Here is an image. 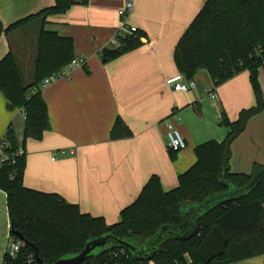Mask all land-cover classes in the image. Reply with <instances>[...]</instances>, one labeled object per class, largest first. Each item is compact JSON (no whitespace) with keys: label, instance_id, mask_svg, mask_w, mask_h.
<instances>
[{"label":"crops","instance_id":"obj_1","mask_svg":"<svg viewBox=\"0 0 264 264\" xmlns=\"http://www.w3.org/2000/svg\"><path fill=\"white\" fill-rule=\"evenodd\" d=\"M73 1L65 13L48 17L44 29L70 38L74 59H84L85 65L42 88L50 127L40 139H27L23 145L22 184L57 194L80 212L112 225L151 176L159 178L164 191L176 188L177 177L196 160L194 148L225 139L229 129L219 124L221 112L234 121L241 110L255 105V99L246 71L219 85L213 102L207 95L213 82L205 70L198 71L195 87L186 92L172 91L166 84L178 75L175 45L206 0H134L127 21L142 34L141 45L106 63L100 52L115 36L118 11L126 0ZM53 4L0 0V22L7 28ZM40 27L41 20L34 19L0 36V60L11 52L26 82ZM257 78L264 99V67ZM6 104L0 92V142L11 129L21 145L24 114L20 109L8 111ZM117 118L132 135L111 141ZM166 121L186 143L173 160L166 148ZM254 165H264V108L230 146L231 173L249 174ZM9 237L6 194L0 190V264ZM237 264H264V255Z\"/></svg>","mask_w":264,"mask_h":264},{"label":"trees","instance_id":"obj_2","mask_svg":"<svg viewBox=\"0 0 264 264\" xmlns=\"http://www.w3.org/2000/svg\"><path fill=\"white\" fill-rule=\"evenodd\" d=\"M72 5L73 0H54L53 6L7 28L0 22L1 36L34 19L41 20L33 71L27 82L11 52L0 60V92L6 99L7 110L20 109L25 117L22 146L14 132L7 130L3 153L13 159L0 165V190L6 194L10 232L20 233L25 244L14 258L5 253L1 264H35L32 246L42 264H53L78 254L88 241L104 235L145 242L161 230L178 228L176 237L158 244L157 252L149 260L132 258L126 249L112 246L87 256L79 264H237L264 255V165H254L249 174L231 173L229 168L232 142L244 131L247 121L264 108L257 78L258 69L264 67V0H206L173 52L178 75L191 80L198 71L205 70L214 88L243 71L248 72L255 105L241 110L234 121L221 112L219 124L229 129L225 139L196 146V160L177 177L176 188L164 191L159 178L151 176L112 225H107L103 218L80 212L77 205L67 203L57 194L25 188V153L15 156L27 139L38 140L49 130L41 84L61 72L74 60V55L70 38L47 31L44 26L48 17L63 14ZM141 39L138 31L119 39L116 48L101 50V61L106 63L138 48ZM131 135L117 118L109 138L116 141ZM169 155L173 160L176 152ZM253 180L254 185L249 187ZM229 194L232 196L206 208L192 223V230L182 227V205L199 206ZM121 250L123 254H119Z\"/></svg>","mask_w":264,"mask_h":264},{"label":"built area","instance_id":"obj_3","mask_svg":"<svg viewBox=\"0 0 264 264\" xmlns=\"http://www.w3.org/2000/svg\"><path fill=\"white\" fill-rule=\"evenodd\" d=\"M133 2L134 0H126L123 7L118 11V17L120 18L119 26L116 28L115 36L109 42L108 48L110 49L116 48L119 45V39L127 38L129 36L134 35L137 32V28L130 26L127 21L129 15L133 10ZM84 62L85 61L82 58L74 59L61 72L45 79L42 82L41 87L44 88L49 84L54 83L60 79L67 78L70 71L83 67L85 65ZM166 84L172 91H176V92H186L188 89L195 87V83L193 79L186 80L182 75H177L175 77L166 80ZM207 95L212 102L218 99L216 88L214 87L207 91ZM176 120L179 121L180 118L176 117ZM165 124L167 129V133H166L167 151L173 153L185 149L186 143L182 138V136L180 135V133L173 127L171 123H168L166 121ZM6 147H7V142L4 136L0 142V165L7 160L13 159V156L8 157L3 153V150ZM60 153L63 154L64 152L60 151ZM23 154H24V150L22 148L17 149V151L15 152V156L20 157ZM23 246L24 243L20 239H18L13 235H10L6 245L5 253H7L10 258H14L19 253V251ZM123 252L124 251L121 250L119 254H123ZM33 262L35 263L34 259ZM150 264H153V262H151Z\"/></svg>","mask_w":264,"mask_h":264},{"label":"water","instance_id":"obj_4","mask_svg":"<svg viewBox=\"0 0 264 264\" xmlns=\"http://www.w3.org/2000/svg\"><path fill=\"white\" fill-rule=\"evenodd\" d=\"M254 183L255 181L253 180L250 183L249 187L253 186ZM229 196H232V195L231 194L222 195V196H219L218 199L214 197L213 200H218V202L215 203L217 204L220 201L226 199V197L228 198ZM209 201L210 200H208L203 205H199L198 210H196L197 213L196 212L193 213V210L192 211L189 210L188 213L185 212L186 214L183 213L182 227H186L189 230H192L191 226H192V223L195 221V219L200 217L206 211V208H211V207H207ZM198 213L199 215H197ZM191 214H193L194 216H191ZM177 231L179 232V228L176 230H171V229L161 230L152 239L145 241V242L118 239L112 236L111 234L104 235V236L88 241L85 244V247L83 248V250L79 252L78 254L63 257L53 264H79L87 256L97 255L100 252L108 250L112 246H119V247H122L123 249H126L132 258L137 257L141 260L142 259L149 260L151 256L153 255V253L157 252L158 250L157 245L160 244L162 241H165L166 239L176 237L175 235L178 234ZM10 234L17 237L25 244V240L20 233L10 232ZM32 248L34 249L35 263L42 264V261L38 257L36 248L34 246H32Z\"/></svg>","mask_w":264,"mask_h":264},{"label":"rangeland","instance_id":"obj_5","mask_svg":"<svg viewBox=\"0 0 264 264\" xmlns=\"http://www.w3.org/2000/svg\"><path fill=\"white\" fill-rule=\"evenodd\" d=\"M233 192H235V189H232V193ZM217 199L219 198V196H217L216 197ZM216 202H218V200H210L209 202H208V205H207V207H212V206H214L215 205V203ZM198 207L199 206H197V205H194V204H184V205H182V207H181V211H183V213H185L184 211H186V213H188V211L189 210H193V213H195L196 212V210H198ZM185 213V214H186ZM191 213V212H190ZM197 213V212H196ZM197 215H199V213L197 214ZM191 216H194L193 214H191Z\"/></svg>","mask_w":264,"mask_h":264}]
</instances>
